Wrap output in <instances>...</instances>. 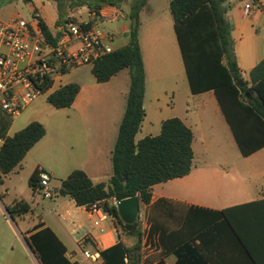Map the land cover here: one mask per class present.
Here are the masks:
<instances>
[{
  "label": "crops",
  "instance_id": "crops-1",
  "mask_svg": "<svg viewBox=\"0 0 264 264\" xmlns=\"http://www.w3.org/2000/svg\"><path fill=\"white\" fill-rule=\"evenodd\" d=\"M132 1L104 0L97 18L87 6L74 9L70 15L64 14L79 22L95 19L98 27L115 23L116 28L107 33L114 35L110 44L116 50L129 43ZM250 1H226L227 17L234 26L232 38L237 63L242 78L248 82L250 72L264 59V0H254L251 14L247 16L244 10ZM170 2L147 0L140 13L139 43L146 72V116L136 141L159 135L165 120L178 117L193 130L195 160L189 175L155 185L150 203L140 202L139 212L141 206L144 209L143 217L138 212L143 232L141 264H177L178 250H188L193 257L195 253L191 251L197 250L196 254L207 264H252L220 213L233 206L264 199V147L250 156H243L215 92L197 95L191 92L185 66L184 69L180 66L183 58ZM30 3L33 4L31 17L38 14L53 34L61 32L63 24H57V10L56 13L50 11L49 19L43 14L42 7L50 0H39V3L31 0ZM176 62L177 68L173 67ZM92 65L73 69L56 83L54 91L66 84H80V93L71 107L56 109L47 100L50 93L45 94L46 100L36 104L41 111H36L22 127L37 121L46 128V135L25 159L33 160L34 171L49 173L54 197L43 198L37 188L30 199L21 197L9 201L4 184L0 187V264H41L29 242L33 235L46 229L65 248V258L76 264H103L102 257L94 261L86 259L83 253H102L121 239L128 245L135 241L119 236L111 216L96 225L97 214H91L85 206H78L74 199L56 193L61 181L75 170L86 172L94 184L108 182L113 175L112 152L126 111L130 71L124 69L110 81L98 83L93 74L88 76L92 73ZM84 68L86 70H82ZM67 75L71 78L63 85L59 83ZM181 89L180 105L171 106L164 101V96L176 101ZM46 113H53L56 118L43 121ZM8 135L13 136L10 130ZM224 138L233 141L238 150L234 153L212 151L213 144ZM54 181H57L55 186ZM17 200L29 202L31 211L13 218L7 206Z\"/></svg>",
  "mask_w": 264,
  "mask_h": 264
},
{
  "label": "trees",
  "instance_id": "trees-1",
  "mask_svg": "<svg viewBox=\"0 0 264 264\" xmlns=\"http://www.w3.org/2000/svg\"><path fill=\"white\" fill-rule=\"evenodd\" d=\"M54 1L59 3L58 25H65L69 19L76 21L65 16L60 9V5L68 0ZM71 1L72 9L87 6L97 18L104 0L92 3ZM226 1L171 0L170 10L191 92L194 95L211 90L215 92L239 150L247 157L264 147V59L250 72V82L245 81L236 59ZM146 3L147 0H133L131 3L128 45L104 55L92 65V74L98 83L110 81L124 69L130 71L126 111L112 152L113 175L108 182L94 184L86 172L75 170L61 181L60 188L56 190L58 195L74 199L78 206L88 209L98 204L114 219L119 236L135 240L128 245L121 239L102 252L103 264H141L142 260L140 218L135 223H125L112 200L138 196L140 202L147 205L155 185L185 177L194 167V133L178 117L165 120L159 135L136 141L146 116V72L139 43L140 13ZM94 20L86 27H92ZM40 25L47 40L56 45L61 32L53 34L42 18ZM80 90L78 83L66 84L48 95L47 100L56 109L69 108ZM12 123L13 118L0 110L1 132L6 137L0 151V187L5 176L12 173L46 135L45 126L34 121L9 136ZM39 174L37 169L30 178L34 192L38 188ZM119 176L125 179L121 180ZM7 211L13 218L24 216L30 213L31 205L26 200H17L7 206ZM220 215L234 231L251 263L264 264V199L224 209ZM29 243L41 264H76L65 258V248L49 229L33 235ZM191 252L195 253V257L188 250H178L177 264H207L201 255L196 254L197 250Z\"/></svg>",
  "mask_w": 264,
  "mask_h": 264
},
{
  "label": "built area",
  "instance_id": "built-area-1",
  "mask_svg": "<svg viewBox=\"0 0 264 264\" xmlns=\"http://www.w3.org/2000/svg\"><path fill=\"white\" fill-rule=\"evenodd\" d=\"M254 3L251 0L245 5V15L251 14ZM89 22L69 19L61 29L59 41L53 45L41 28L38 14L30 19H0V110L12 118L20 115L40 96L53 93L65 72L94 64L99 58L113 52L110 43L114 35L95 24L86 27ZM5 142L6 137L0 126V151ZM50 181L49 173L41 170L38 193L43 198L54 197ZM117 203L114 199L116 206ZM88 210L99 216L96 225L108 216L98 204ZM83 255L94 261L101 259V253L97 251H85Z\"/></svg>",
  "mask_w": 264,
  "mask_h": 264
},
{
  "label": "rangeland",
  "instance_id": "rangeland-1",
  "mask_svg": "<svg viewBox=\"0 0 264 264\" xmlns=\"http://www.w3.org/2000/svg\"><path fill=\"white\" fill-rule=\"evenodd\" d=\"M35 1L36 3H39V0H35ZM58 5L59 3L57 1L50 0L49 4L42 7L43 14L45 15L47 19H49L50 17L49 14L51 10L54 13H56V10H57L58 18H59V10H58L59 6ZM71 5H72V1L68 0L63 5L62 4L60 5V9L63 12L68 13V15H70L74 11V9L71 8ZM32 6L33 4H31L30 2L26 0H0V19L7 20V21H10L16 18L29 19L31 17ZM100 28L103 29L105 32H107V31L115 29L116 24L115 23H105V24L100 25ZM180 66H181V69L182 68L184 69L183 61H181ZM173 67L177 68V62L173 65ZM86 68L87 70L89 69V67H86ZM82 70H86V69L84 68ZM77 72H78L77 73L78 75L81 74V71H77ZM88 76L89 77L92 76V73L89 72ZM69 78L71 77L67 75L59 83H62L63 85V83H65L67 79ZM181 96H183L182 89L179 91L176 101L173 102L172 98L168 96H164V101L166 103H169L171 106L174 103H176V106H178L180 105L179 104L180 100L178 101V99ZM43 100H46V95L40 96L37 100L34 101L35 103L32 106L30 105H29L30 107L27 106L22 111L21 115L14 117L11 129H10V135H14L18 131L22 130L23 129L22 127L26 125V123L32 117V115H34L36 111L37 112L41 111L39 108H37L36 104ZM52 114L53 113H46L43 116L44 118H42L43 121H48L49 119L53 120L54 118H56V116H52ZM213 145H214V148H211V150L215 152L217 150H228L231 153H234V151L238 150L235 143H233V141L230 142L229 140H227V138H224L222 139L220 143H214ZM34 169L35 168L33 165V160L28 158V159H25L21 163V166H19V168L15 172L5 176L3 190L9 192V196H7V199L9 201H12L13 199L21 198V197L25 199H30L32 198V196L34 197L33 189L30 186V178L34 172ZM55 185H57V181L53 182V186ZM143 213H144V209L141 206L140 212H139L141 217H143Z\"/></svg>",
  "mask_w": 264,
  "mask_h": 264
},
{
  "label": "water",
  "instance_id": "water-1",
  "mask_svg": "<svg viewBox=\"0 0 264 264\" xmlns=\"http://www.w3.org/2000/svg\"><path fill=\"white\" fill-rule=\"evenodd\" d=\"M89 3H92L94 0H86ZM231 24V28H233V22H230ZM241 86H243V80L240 79L239 80ZM249 94V92H247V95ZM119 178L121 180H124L125 177L123 176H119ZM139 205H140V199L138 198V196H134V197H130V198H126L123 200L118 201L117 203V207L120 213V216L122 218V220L125 223H135L138 219V212H139Z\"/></svg>",
  "mask_w": 264,
  "mask_h": 264
}]
</instances>
